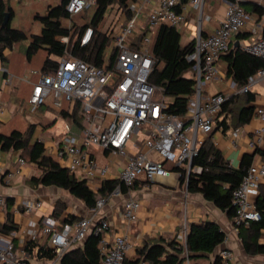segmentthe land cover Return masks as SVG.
<instances>
[{
	"label": "built area",
	"instance_id": "2783aa9c",
	"mask_svg": "<svg viewBox=\"0 0 264 264\" xmlns=\"http://www.w3.org/2000/svg\"><path fill=\"white\" fill-rule=\"evenodd\" d=\"M95 0H68L66 11L71 16L80 14L84 9L94 6ZM205 0H157L145 15L144 25H140L141 7L130 4L131 17L114 32L115 62L110 68L95 67L85 61L69 55L66 51L50 72L28 70L17 79L31 87L25 103L30 113H36L41 106H48L60 111L64 103L72 110L79 104L83 116V126L77 131L69 125L64 126L63 135L56 144L55 156L62 162L69 173L86 172L88 176L101 178L108 172L107 165H98L92 158L91 151L100 150L127 159L118 175V184L113 194H119L121 186L130 189L143 177L146 181L166 177L172 172L166 164L180 167L189 174L197 171L192 160L197 157L205 137L221 121L219 113L228 98L223 93L203 96L205 84L217 78L219 57L227 53L234 37L253 24V17L233 0L224 10L218 28L211 34H201V24L208 20L204 15ZM149 4L143 0L142 6ZM186 7L197 13L198 29L194 46L186 56L192 63L190 77L195 80L194 95L188 102L187 114L179 117L165 112L164 96L161 91L149 83L154 60L149 56L151 34L161 24L177 29L187 25ZM264 18V14H263ZM147 28L140 39L139 49H133L129 41L141 29ZM254 36L241 45V50L264 61V37ZM92 30L86 29L81 45L86 44ZM66 43L67 38H58ZM13 76L6 77L11 84ZM255 82H264V68L248 79L241 92L249 91ZM255 114L264 124V109L256 108ZM143 133V149L133 155L127 152V143L133 135ZM264 126L254 130V139L249 142L252 148L259 147L263 141L261 134ZM239 133L235 128L231 132V143ZM155 154V155H154ZM20 164L24 160L19 159ZM12 177V174H7ZM264 180V165L251 164L239 186L232 192L233 230L238 233L241 226L260 220V213L249 200V193L257 189ZM186 184V181H185ZM104 199H98L90 208L86 217L71 223L57 224L44 222L36 229H25L15 248L12 240H0V263L3 264H58L69 249L82 246L89 234L98 237L99 264H123L130 242L126 236H115L110 241L106 238L108 223L100 217ZM4 199L0 197V207ZM37 202L36 206H39ZM139 201L127 198L122 204L123 218L132 223L137 218ZM26 205L25 212L34 209ZM41 236L45 239V248L54 253L51 260L33 263L24 250L27 241H36ZM187 231H183L180 241L185 245ZM225 240V237H224ZM218 264H235L231 250L222 248L217 254ZM137 264H149L139 261ZM188 264V261H186Z\"/></svg>",
	"mask_w": 264,
	"mask_h": 264
},
{
	"label": "trees",
	"instance_id": "16d2710c",
	"mask_svg": "<svg viewBox=\"0 0 264 264\" xmlns=\"http://www.w3.org/2000/svg\"><path fill=\"white\" fill-rule=\"evenodd\" d=\"M95 1L94 6L88 7L80 13L87 12L85 16L87 21L80 25L75 23V16H71L66 11L68 0H58L55 5H48L43 13L34 14L33 19L40 24V31L38 34H33L11 27L13 9L8 5V2L0 0V61H8L4 54L5 50L11 51L14 44L28 41L24 56L26 62L31 64L34 70L52 71L58 60L64 56L65 51L95 67H112L116 57L112 27L116 25L118 16L124 15L127 20L131 17L129 6L137 0ZM113 10L116 11L115 18L105 30V20ZM255 11L258 14L263 12L258 7L255 8ZM5 13L8 14L9 20L5 26H2ZM88 28L92 30L90 40L81 45V38ZM145 32H147V28L143 29L141 34H137L132 41H129V45L133 49H139L141 36ZM58 38H67V42L64 43ZM193 46L194 40L182 45L179 29L165 24L156 27L151 34L149 56L154 60V66L149 76V83L160 90L162 96L171 98L165 112L179 117L187 114L188 102L195 91V80L187 76L193 65L186 59ZM220 58L226 62V77L230 78L238 88L245 87L248 79L258 70L264 68L263 60L243 52L239 47L231 48ZM241 95L244 99L242 104H239L241 96L237 95L228 97L223 103L219 113V117L223 118L218 122V125L223 129L227 128V117H230V124L235 128L250 120L254 107L246 105L254 100V94L246 91ZM69 109V105L64 103L59 111V116L68 125L82 128L83 116L79 104H75L72 110ZM35 129V125H28L24 131L14 128L8 134L0 133L1 151H19L22 157L27 158L41 171L39 177L31 179L32 182L45 187L53 186L62 189L89 209L95 205L98 199L97 195L105 197L113 192L118 181L104 180L95 193L89 188L86 180L77 179L52 156L48 155L42 142L31 143L30 139ZM252 159L251 155H244L239 167L230 166L214 147L210 134H208L197 157L192 160V165L197 167V171L186 174L182 168L173 164L165 166L169 170L179 173L181 184L186 181L187 192L201 194L206 201L225 212L228 218H232L234 215L231 201L232 192L239 186ZM262 159L264 160V152ZM120 189L122 192L128 190L124 186H121ZM257 191L258 195L254 204L260 213V220L250 223L248 227L241 226L238 230L243 250L249 255L264 254V243L259 241L261 232L264 231V185H259ZM10 205L12 204L7 201V211ZM63 208L64 204L57 202L52 215L57 216ZM76 220H78L76 217L70 216L65 219V222L71 223ZM16 229L17 226L12 222L10 214L7 213V221L0 225V233L9 234ZM224 237V232L215 222L192 225L187 234L185 245L179 244L175 240L164 243L160 239L158 243H145L142 248L138 249L137 257L134 260L125 257L123 264H137L139 261L149 264H185L186 261L188 264H218L217 256L212 262L201 263V261L208 260V255L212 254L223 242ZM24 250L29 258L36 261H47L54 257L52 250L35 241H27ZM99 260L98 237L89 234L82 246L71 248L64 253L59 264H99Z\"/></svg>",
	"mask_w": 264,
	"mask_h": 264
},
{
	"label": "crops",
	"instance_id": "0c3cea01",
	"mask_svg": "<svg viewBox=\"0 0 264 264\" xmlns=\"http://www.w3.org/2000/svg\"><path fill=\"white\" fill-rule=\"evenodd\" d=\"M3 1L6 2V0ZM230 2L232 0H205L203 12L209 19L204 20L201 24V34L203 36L213 33L218 28L223 18L224 10ZM237 2L254 19L253 24L234 37L231 48L239 47L241 49V45L254 36L251 29L255 30L257 36L264 37V0H237ZM142 3L143 0L135 2L137 6L141 7L140 25L143 26L147 11L156 5L157 0H149V4L146 6H142ZM256 7L261 8L263 12L258 14L255 11ZM115 12L109 23L104 27L105 30L115 18ZM184 13L187 25L179 28L182 45L194 40L198 29L197 13L188 7H186ZM126 21L127 19L124 15L118 16L116 25L112 27V37H114L117 27L124 25ZM24 31L38 34L40 24L38 23L35 27H28ZM142 32L143 29H141L140 33ZM27 44L28 41L14 44L11 51H4L8 61H0V133L8 134L14 128L24 131L28 125H35L36 129L31 136L30 142H42L45 152L64 167L54 153L57 144L55 137L53 135L42 136L41 131L46 127L40 128L39 125L41 124L38 117H33L28 121L27 118H24L25 115L29 116L30 113L25 108V103L31 87L17 78L28 70H34V67L26 62L24 56ZM15 61L18 64L16 68L14 66ZM218 67L217 78L204 85L203 96L216 93H223L227 97L237 95L241 96L239 103H244L241 95L242 88H238L225 75L226 62L223 58L219 59ZM8 75L13 76L10 85L5 81ZM187 76L190 77L189 73ZM249 92L254 94V100L246 106H253L254 111L247 123L236 127L239 129V133L234 143H231V132L235 127L230 124V117L226 118V129L218 125L209 133L214 147L228 161L229 165L234 168L239 167L244 155L253 157L251 164L264 165V160L262 159L264 132L261 134L263 141L261 146L255 148L249 146V142L255 137L254 130L264 126L255 114L256 108L264 109V82L253 83L249 88ZM40 108H44L41 117L48 120L47 124L49 126H54L59 120L63 123V127H60L63 132L64 126L68 124L59 116V111L53 110L48 106H41ZM40 108L34 113V116L37 115ZM69 126L74 131L80 128L76 125ZM135 136H141L142 138L139 141H133L131 137L126 146L130 155L143 149L144 134L141 132ZM91 156L98 165H107L108 172H106L105 176L102 178L98 175L88 176L86 172H75L73 175L79 180H86L89 188L97 193L101 182L104 180L118 181L120 170L127 159L100 150L91 151ZM19 159L24 160V163L20 164ZM40 172L33 163L24 156L22 157L19 151L0 150V197L4 199V205L0 207V225L7 221V213H9L12 222L17 226V229L9 234L0 233V240H12L15 248L19 246V238L24 236L22 234L23 230L36 229L38 226L43 225L44 222L51 223L55 221L57 224L62 225L67 223L65 222L67 217L74 216L80 219L86 217L90 210L81 201L62 189L53 186L45 187L32 182L31 179L39 177ZM9 173L12 174L10 178L7 177ZM259 185H264V180ZM257 195V189L251 191L248 195L249 200L254 203ZM129 197L136 198L140 203L137 218L132 223L127 222L122 216V204ZM97 198L105 200L104 206L100 210V217L108 223V230L105 235L107 240L110 241L115 236H126L130 242V247L126 252V258L129 260H134L137 257L138 249L142 248L145 243H158L160 239L164 243L175 240L182 244L180 236L184 230L188 234L192 225L215 222L224 232L225 240L217 246L212 254L208 255L207 261H201V263L212 262L222 248H227L231 250L235 264H264V254L249 255L243 250L238 233L233 230L232 218H228L225 212L206 201L201 194L187 192L186 184L179 182V173L176 171L170 172L166 177L156 178L152 181H146L143 177H140L134 186L125 192L121 191L119 194L111 193L105 197L97 195ZM7 201L12 204L8 211ZM37 202H40L39 206H36ZM57 202L63 203L64 208L57 216H53V210ZM26 205L35 207L31 212L26 213L24 211ZM259 241L264 243V231L261 232ZM35 242L44 245V247L46 246L45 239L41 236ZM29 259L33 263L45 261Z\"/></svg>",
	"mask_w": 264,
	"mask_h": 264
},
{
	"label": "rangeland",
	"instance_id": "374dc122",
	"mask_svg": "<svg viewBox=\"0 0 264 264\" xmlns=\"http://www.w3.org/2000/svg\"><path fill=\"white\" fill-rule=\"evenodd\" d=\"M6 2H8V5L13 9V16L11 20L12 27H16L22 30H27L28 27L31 26L35 27L38 25V22L33 19V15L35 13L37 14L43 13L44 9L48 5H55L56 3H58V0H6ZM86 13L87 12L85 11L82 14H79L78 16L74 17L75 23L77 25L83 24L84 22L87 21V18H85ZM113 14H114V10L109 13L107 19L105 20L104 27H106V25L109 23ZM17 65H18L17 61H15L14 62L15 68ZM163 101L165 105H168L171 102V98L164 96ZM43 112H44V108H40L36 116H34L35 115L34 113L31 114L29 113V116L25 115L24 118H27L28 121L31 120L33 117L34 118L38 117V120L41 124V126L39 125L40 128L42 129L46 127L41 131L42 136L47 137L53 135L56 139V143H58V139L60 140L63 135V132L60 129L63 123H61V121L59 120L58 122H56L54 126H49V124H47L48 120L45 119L44 117H41ZM141 138H142L141 136H135V135L132 136L133 141H139Z\"/></svg>",
	"mask_w": 264,
	"mask_h": 264
},
{
	"label": "water",
	"instance_id": "95a60500",
	"mask_svg": "<svg viewBox=\"0 0 264 264\" xmlns=\"http://www.w3.org/2000/svg\"><path fill=\"white\" fill-rule=\"evenodd\" d=\"M8 20H9L8 14L5 13L4 14V18H3V22H2V26H5L8 23Z\"/></svg>",
	"mask_w": 264,
	"mask_h": 264
}]
</instances>
